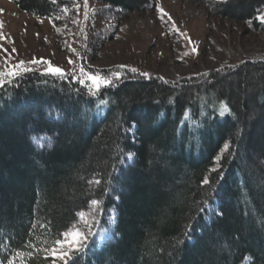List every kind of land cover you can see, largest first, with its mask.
Here are the masks:
<instances>
[{
	"label": "trees",
	"instance_id": "1",
	"mask_svg": "<svg viewBox=\"0 0 264 264\" xmlns=\"http://www.w3.org/2000/svg\"><path fill=\"white\" fill-rule=\"evenodd\" d=\"M9 1L53 24L83 14L85 41L93 10L119 17L152 2ZM196 1L253 27L264 8ZM112 72L121 78L96 95L34 69L0 87V264H52L57 233L93 221L69 264H264V60L179 81Z\"/></svg>",
	"mask_w": 264,
	"mask_h": 264
},
{
	"label": "rangeland",
	"instance_id": "2",
	"mask_svg": "<svg viewBox=\"0 0 264 264\" xmlns=\"http://www.w3.org/2000/svg\"><path fill=\"white\" fill-rule=\"evenodd\" d=\"M91 1L94 9L100 6ZM259 11L258 26L253 27L249 22L220 18L196 0H152L142 10L119 17L98 9L89 22L92 39L85 41L80 31L83 14L69 25L53 24L0 0V70L7 67V59L11 65L23 61L25 67L42 72L47 65L33 64L36 60L48 61L61 68L64 77L76 80L84 78L81 68L101 76L116 68H135L134 73L179 81L242 61H263L264 8ZM76 21L79 31L72 29ZM100 33L105 37L97 50L91 41Z\"/></svg>",
	"mask_w": 264,
	"mask_h": 264
},
{
	"label": "snow or ice",
	"instance_id": "3",
	"mask_svg": "<svg viewBox=\"0 0 264 264\" xmlns=\"http://www.w3.org/2000/svg\"><path fill=\"white\" fill-rule=\"evenodd\" d=\"M85 6H87V0H85ZM161 11L163 10L161 9ZM164 15H167V13H164ZM261 19L264 20V17H262ZM13 51H15V49H13ZM193 51H195V49H193ZM69 62L71 63V61ZM32 63H43L47 65V67L42 70V74H50L60 78H63L66 75V73L61 68L52 66L48 61L34 60L32 61ZM5 65H7V67L4 70H0V87H3L5 83L11 84L19 76H22L23 74L32 71L31 68L24 66L23 61L19 62L17 65H11L6 59ZM80 71L84 78H78V82L81 85L86 86L88 88L89 93L92 95L98 94L102 87H111L113 84V77L115 78V80H119L121 78L120 72L105 74L104 76H101L99 73H85L83 68H81ZM131 71L135 72L136 69L133 68L131 69ZM46 139L47 138H41V144H43L44 140ZM129 158H131L130 154ZM96 183H100V181H96ZM204 183H208L207 179H205ZM98 205L99 201H90V206ZM210 209V204L206 202L205 207L201 208L200 211L204 212ZM85 215L86 214L84 212L78 213V216H80L82 219L85 217ZM85 223H87V221H85ZM94 224L95 221H93L92 224L88 225L87 232L82 230L78 225H71L63 232L57 233L56 237L50 242L51 247L45 249V259H47L48 255H51L57 258L60 262H62V264H69V261L73 260L77 255L81 254L87 248L88 238L90 236L96 235L95 231L93 230ZM57 259H54L52 261V264H57ZM9 264H12V262H9Z\"/></svg>",
	"mask_w": 264,
	"mask_h": 264
}]
</instances>
